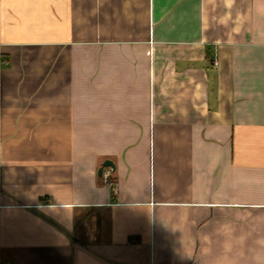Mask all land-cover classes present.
<instances>
[{
	"label": "crops",
	"instance_id": "0c3cea01",
	"mask_svg": "<svg viewBox=\"0 0 264 264\" xmlns=\"http://www.w3.org/2000/svg\"><path fill=\"white\" fill-rule=\"evenodd\" d=\"M4 260L264 264V0H0Z\"/></svg>",
	"mask_w": 264,
	"mask_h": 264
},
{
	"label": "water",
	"instance_id": "95a60500",
	"mask_svg": "<svg viewBox=\"0 0 264 264\" xmlns=\"http://www.w3.org/2000/svg\"><path fill=\"white\" fill-rule=\"evenodd\" d=\"M113 162L109 159H106L103 161V163L101 164V166L98 168V174L101 175L102 174V169L104 166H111L113 167Z\"/></svg>",
	"mask_w": 264,
	"mask_h": 264
},
{
	"label": "built area",
	"instance_id": "2783aa9c",
	"mask_svg": "<svg viewBox=\"0 0 264 264\" xmlns=\"http://www.w3.org/2000/svg\"><path fill=\"white\" fill-rule=\"evenodd\" d=\"M1 264H10V262L7 260H4Z\"/></svg>",
	"mask_w": 264,
	"mask_h": 264
}]
</instances>
